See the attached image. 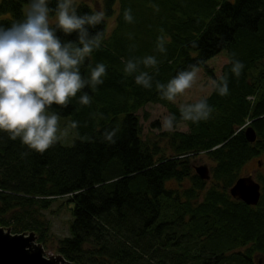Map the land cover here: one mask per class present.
I'll use <instances>...</instances> for the list:
<instances>
[{"label":"trees","instance_id":"1","mask_svg":"<svg viewBox=\"0 0 264 264\" xmlns=\"http://www.w3.org/2000/svg\"><path fill=\"white\" fill-rule=\"evenodd\" d=\"M26 4L0 0V25L22 19ZM74 4L80 15L96 12L83 1ZM103 12L104 23L90 30H103V42L81 67L87 77L89 64L103 63V84L78 94L92 97L89 106L77 97L50 110L78 122L72 142L41 155L0 133V227L34 233L44 247L51 239L44 211L64 197L71 203L68 233L54 248L73 264H264V172H255L256 204L229 193L245 164L264 154V0H104ZM162 35L164 53L157 51ZM221 50L228 62L215 75L206 61ZM146 56L158 61L156 68L140 66L153 76L151 89L123 72L125 61ZM233 60L245 66L239 77L230 70ZM190 65L214 80L228 78L227 95L212 88L204 97L213 112L199 123L181 120L179 106L155 88ZM147 103L163 104L187 129L143 133L138 111ZM117 125L116 143H102L103 130ZM199 155L209 160L207 179L195 171Z\"/></svg>","mask_w":264,"mask_h":264},{"label":"clouds","instance_id":"2","mask_svg":"<svg viewBox=\"0 0 264 264\" xmlns=\"http://www.w3.org/2000/svg\"><path fill=\"white\" fill-rule=\"evenodd\" d=\"M28 0V7L22 19L8 26L0 25V133L7 134L12 141L19 140L29 152L43 155L54 147L65 133L60 132V117L50 111L53 106L67 108L85 88L95 90L103 84L106 66L89 64V75L81 73V67L92 53L99 49L104 31L97 29L105 21L103 11L78 14L74 0ZM54 14V15H52ZM123 18L131 23V9H125ZM163 31V30H161ZM75 34V40H62ZM167 38L157 37V51L166 52ZM231 72L239 77L244 64L239 60L230 61ZM155 56L125 61L123 72L126 76L135 74V84L145 89L153 87V76L145 69L156 68ZM158 70V69H157ZM199 78V67L190 65L179 71L166 84L155 82V88L162 100L177 103ZM213 89L220 96L228 94V78L219 76L213 81ZM89 106L92 97L84 92L78 101ZM213 107L207 98L194 102L180 103V119L191 123L206 121L211 117ZM177 123L174 114L161 118L162 131L172 132ZM72 128L78 122H72ZM119 125L104 129L101 142L115 144ZM85 140L90 138L85 137ZM28 153H22L27 155Z\"/></svg>","mask_w":264,"mask_h":264},{"label":"rangeland","instance_id":"3","mask_svg":"<svg viewBox=\"0 0 264 264\" xmlns=\"http://www.w3.org/2000/svg\"><path fill=\"white\" fill-rule=\"evenodd\" d=\"M76 2L83 1L90 5L94 10L103 11L104 0H74ZM28 4L23 6V9L26 11ZM107 25L106 28L109 31L114 24V14L110 17H107ZM228 62V56L225 50H221L213 56L209 57L206 61V65L213 70L215 75H218L221 71V66ZM214 79L206 71V69L202 66L199 67V78L194 86L188 90L182 97H179L177 103H173L176 106H179L180 103H189L194 102L198 99L206 97L213 88ZM169 114V110L166 106L161 103H147L142 110L138 111V115L140 118L142 132L152 135L153 133L159 132L162 130L161 127V118ZM59 115V114H58ZM60 117V132L65 133L66 135H62V138L59 142L62 144H70L73 138L72 131V122L70 116L59 115ZM157 121L159 127L154 128L151 126V122ZM187 125L184 122H178L175 125L174 130H186ZM200 156V155H199ZM196 157V161L194 162V166L199 165H210L209 160L205 159L203 156ZM256 170L264 172V154H260L252 158L249 162L245 164L242 169V173L244 175L251 174L253 179H255ZM70 207L71 203L65 201L64 197H59L57 200L52 202L49 209L44 211L45 217L50 221V242L47 245H41L37 242L36 235L33 233V241L32 243L42 247L43 254L47 257L53 258H63L54 248V241L58 237H62L68 233V220L70 218ZM4 231H10L8 228H2ZM11 232V231H10ZM12 233V232H11ZM30 232H27L28 234ZM65 259V258H64ZM66 260V259H65ZM68 261V260H66ZM69 262V261H68ZM71 263V262H69ZM73 264V263H71Z\"/></svg>","mask_w":264,"mask_h":264},{"label":"water","instance_id":"4","mask_svg":"<svg viewBox=\"0 0 264 264\" xmlns=\"http://www.w3.org/2000/svg\"><path fill=\"white\" fill-rule=\"evenodd\" d=\"M244 134L248 141L255 139L251 126L245 127ZM195 171L201 178L209 177L206 165L195 166ZM229 193L246 204L254 205L259 199L260 185L251 174L242 175L230 186ZM32 241L33 233H11L0 227V264H71L64 258L45 256L42 247Z\"/></svg>","mask_w":264,"mask_h":264}]
</instances>
